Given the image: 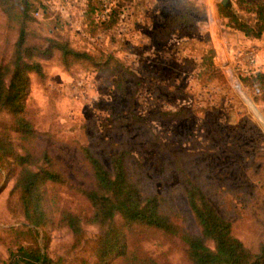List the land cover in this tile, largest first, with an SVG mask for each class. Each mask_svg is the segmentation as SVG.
Masks as SVG:
<instances>
[{"label":"rangeland","instance_id":"374dc122","mask_svg":"<svg viewBox=\"0 0 264 264\" xmlns=\"http://www.w3.org/2000/svg\"><path fill=\"white\" fill-rule=\"evenodd\" d=\"M34 1L40 13L25 15L28 44L45 47L58 39L96 54L95 60L75 57L65 63L55 48L42 58L44 76L32 73L28 104L40 132L38 146L48 145L78 183L91 174L82 145L91 146L107 165L113 151L128 147L131 168L198 231L173 165L179 157L194 174L204 176L210 198L229 213L235 233L249 246L264 244V100H256L241 79L264 70V34L248 37L222 15V6L238 11L236 0H192L206 9L205 19L194 22L197 31L167 41L158 40L154 28L171 13L175 0H129L111 29L100 25L104 19L97 0ZM18 11L0 8V63L12 53L25 19ZM238 12L245 21H255L254 13ZM208 47L215 49L221 79L208 80L201 73ZM248 47L258 51L255 65L246 60ZM109 52L114 59L108 63ZM119 82L125 90H119ZM166 108L185 111L162 117ZM8 119L0 114V132ZM12 167L0 161V264L8 259L9 244L16 248L34 238L60 264H92L95 225L87 226L88 241L80 245L68 229L53 224L38 227L35 235L6 233L9 226L28 224L21 212L8 208L9 197L12 202L18 198L11 193ZM75 192L56 185L49 196L56 205L79 206ZM145 245L159 259L189 264L180 247L160 237Z\"/></svg>","mask_w":264,"mask_h":264},{"label":"trees","instance_id":"16d2710c","mask_svg":"<svg viewBox=\"0 0 264 264\" xmlns=\"http://www.w3.org/2000/svg\"><path fill=\"white\" fill-rule=\"evenodd\" d=\"M129 0H116L110 15L102 20L104 29L113 28L120 19L123 7ZM170 14L154 28L160 41L173 35H187L198 30L196 20H204L206 9L192 0H175ZM238 11L255 14L253 23L245 21L231 6H222V15L248 37L259 38L264 34V0H236ZM0 8L9 13L19 8L23 14L19 36L10 56L0 63V114L9 119L0 132L1 164H12L15 183L11 193L17 192L15 202L8 199L10 212H21L28 224L7 227V234L16 232L35 235L38 227L53 224L68 229L75 243L87 242V226L95 225L98 233L93 239L92 264H173L159 259L145 245L153 237H160L173 246L180 247L189 264H264V244L247 245L234 230L228 212L220 211L210 198L202 174H194L187 163L176 157L174 168L179 175V186L185 194L199 230L185 223L184 215L167 206L165 194L150 187L142 175L130 165L132 152L128 147L113 151L107 165L91 146L82 145L84 161L89 167L90 178L78 183L61 168L49 146H38L39 129L29 111L31 75L44 76V55H51L55 48L61 52L65 63L70 58L95 60L96 54L87 49L78 50L69 42L52 39L42 47L27 41V18L38 10L34 0H0ZM193 25V27H192ZM195 25V27H194ZM216 52L208 47L203 53L201 73L206 78H223L216 62ZM106 61L114 59L113 53L105 55ZM100 61H97V63ZM243 84L251 90L256 100H264V70L242 75ZM122 82L119 90H125ZM121 92V91H120ZM184 109L166 108L162 117L178 114ZM56 185L74 189L81 205H56L49 190ZM13 233V234H10ZM5 264H60L50 256L37 238L28 245H8Z\"/></svg>","mask_w":264,"mask_h":264},{"label":"built area","instance_id":"2783aa9c","mask_svg":"<svg viewBox=\"0 0 264 264\" xmlns=\"http://www.w3.org/2000/svg\"><path fill=\"white\" fill-rule=\"evenodd\" d=\"M99 14L102 19H107L110 15V12L113 6L116 3V0H97ZM40 10L36 11V14H39ZM259 54L257 49L253 47H248L246 50V60L250 65H255L258 62Z\"/></svg>","mask_w":264,"mask_h":264},{"label":"water","instance_id":"95a60500","mask_svg":"<svg viewBox=\"0 0 264 264\" xmlns=\"http://www.w3.org/2000/svg\"><path fill=\"white\" fill-rule=\"evenodd\" d=\"M226 1V0H225Z\"/></svg>","mask_w":264,"mask_h":264}]
</instances>
